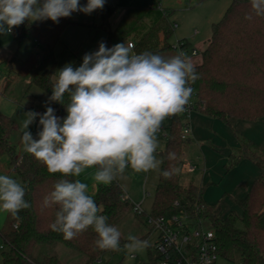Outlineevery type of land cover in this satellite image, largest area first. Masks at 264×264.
Returning <instances> with one entry per match:
<instances>
[{
  "label": "trees",
  "instance_id": "1",
  "mask_svg": "<svg viewBox=\"0 0 264 264\" xmlns=\"http://www.w3.org/2000/svg\"><path fill=\"white\" fill-rule=\"evenodd\" d=\"M116 11L117 8L106 0L102 10L93 12L100 17V28L105 29L111 42L130 41L135 53L150 51L166 58L179 53L170 41L175 23L170 19L172 12L169 9H163L159 4L128 7L116 26L112 27L110 19ZM250 14L252 19H245ZM73 15L76 14L61 18L58 24L51 20L36 23L26 21L13 28L16 39L29 37L36 46V50L26 58L17 72L21 81H29L27 87L35 85L51 94L52 75L57 67L56 48L66 27L77 23L72 19ZM185 42L183 49L188 51L190 43ZM195 67L199 79L191 85L194 89L191 96L197 111L225 124L229 123L231 117L249 122L262 121L264 17L252 13L250 0H232L222 19L213 24L202 61ZM52 107L56 115H67L63 105L53 103ZM183 128L182 112L173 115L166 128L168 139L160 157L163 161L161 170L174 171L167 179L159 172L150 216L170 218L184 214L191 221H204L216 233L220 258L233 261L238 253L240 264H264V147L257 148L239 137L241 148L229 157L226 171H231L247 159L260 169L261 175L246 198L237 202L242 215L232 212L221 220L215 214V206L205 202L204 188L193 181H183V155L188 141L181 137ZM13 130L14 121L8 116H0V156L10 157V166L14 169L16 179L26 186L25 199L31 207L19 213L16 230L3 237L6 247L2 252L3 264H63L57 255L39 254L43 247L58 244L84 255L87 259L85 264L103 260L106 254L124 253L123 244L126 240L123 237L122 250H100L95 246L97 235L91 227L72 240H65L62 234L51 230L50 224L56 209H42L41 205L44 196L64 177L60 173L49 174L46 167L30 154L24 153L17 160L16 149L10 144ZM169 153H175V159L169 160ZM93 198L101 206V214L106 215L108 222L115 226L118 219L133 206L126 190L117 180L109 185L100 184ZM149 254L147 264H158L160 255L151 248Z\"/></svg>",
  "mask_w": 264,
  "mask_h": 264
},
{
  "label": "clouds",
  "instance_id": "2",
  "mask_svg": "<svg viewBox=\"0 0 264 264\" xmlns=\"http://www.w3.org/2000/svg\"><path fill=\"white\" fill-rule=\"evenodd\" d=\"M106 0H0V34L27 22L51 20L73 13L86 15L102 10ZM252 13L264 17V0H250ZM245 19H252L247 15ZM199 79L195 65L184 52L165 57L158 53L134 52V46L117 43L85 53L82 63H68L52 75L51 96L46 110H28L20 126L23 151L41 162L49 174L60 179L44 196L41 208H55L52 231L72 240L90 227L100 250L120 251L122 233L108 222L102 208L88 194V185L79 179L86 168L96 167L94 180L109 185L125 170H157L165 179L174 170H161L163 161L155 155L157 133L166 117L186 111ZM67 97V103H65ZM58 103L67 115L60 117L50 106ZM35 136L30 126L36 123ZM168 159H175L169 153ZM26 186L7 174H0V211L19 221L29 209ZM149 241L129 234L123 250L136 253Z\"/></svg>",
  "mask_w": 264,
  "mask_h": 264
},
{
  "label": "rangeland",
  "instance_id": "3",
  "mask_svg": "<svg viewBox=\"0 0 264 264\" xmlns=\"http://www.w3.org/2000/svg\"><path fill=\"white\" fill-rule=\"evenodd\" d=\"M129 1L133 2L135 0H118L116 2L117 4L114 5L117 11L110 19V25L112 27L116 26L121 10L124 7H129V4H127ZM139 2L141 4L136 5H156L161 2L164 8L172 12L170 19L176 24L177 28H175L170 41L172 44H177L179 40L190 42L189 54L186 57L190 58L194 65H197L201 63L202 53L208 46L213 24L222 19L232 0H140ZM72 19L77 23L66 27L62 35V43L59 44L56 49L58 59L56 71L68 63L73 64V66H79L82 63L83 55L96 51L101 41L105 42L108 47H112L119 43L115 41L110 42L105 29L100 28L101 20L98 15L93 13L86 15L83 13L80 15H73ZM197 33L198 35H196ZM126 43L129 44L131 42L127 41ZM33 47V40L29 37L18 40L12 31L7 34H0V89L5 87V92H3L4 96L0 95V116H8L14 121L16 127L12 133L11 142L15 144L17 153L23 151L20 126L25 119L24 112L34 107L36 108L34 111L43 113L46 110L45 102L48 100V97L51 96V94L39 89L35 85L30 86L29 92L24 95V97L23 95H19L20 85L23 88L25 87L18 77L17 71L22 62L33 52ZM194 49H196L198 53L197 56L191 55ZM26 92L27 91H25V93ZM17 95H19L18 99L23 97L22 101H18L19 104L14 103L10 98V96L15 97ZM50 106L52 107L53 103H51ZM171 117L172 116L166 117L160 128H167L171 123ZM37 125L38 121L30 126V130L34 136L38 130ZM167 134V130L162 134H159V132L156 134L158 140L157 148L159 151L155 153V155L158 159H161L160 150L164 149L165 143H167L168 138L165 137ZM191 145L188 140L185 148L186 155L198 162L202 159V154L198 150V146ZM9 170L11 171L12 169L9 168ZM95 171L96 167L86 168L80 176L77 177V179L88 185V194L92 197L96 195L98 186L100 185V183L96 182L93 178ZM0 174L11 176L7 171L2 173L1 169ZM198 174L199 172L196 174L198 177L196 176L194 179L184 176L183 181L187 183L194 180L195 183L200 184ZM158 175L159 171L157 170L137 173L129 167L125 170L123 177H118L116 179L129 194L131 203L141 202L145 198L143 205L145 211L144 215H137L132 206L130 210L118 219L117 227L121 231L122 237L126 240L127 236L131 234L140 239L149 241L150 246L136 253H129L126 250L124 253L117 255L106 254L103 257V264H147L149 262V251L150 248L152 251L154 250L153 246L157 241L158 234L152 230L151 225L147 222V217L151 214L152 204L158 185ZM11 177L14 178V176ZM16 180L18 181V179ZM145 193L149 195L146 196ZM218 217L221 220L225 219L223 218L224 214H219ZM15 224L16 220L12 218L10 214L0 211V264H3L2 252L6 248L3 237L16 230ZM203 227L205 230L212 229L206 222ZM39 254L57 255L63 264H85L87 261L84 255L61 244L43 247L40 249ZM218 264H240V255L238 253L235 254L233 261L220 258Z\"/></svg>",
  "mask_w": 264,
  "mask_h": 264
},
{
  "label": "crops",
  "instance_id": "4",
  "mask_svg": "<svg viewBox=\"0 0 264 264\" xmlns=\"http://www.w3.org/2000/svg\"><path fill=\"white\" fill-rule=\"evenodd\" d=\"M117 1L118 0H108V2L113 6L117 4ZM139 1H129V3L127 4H129V7L139 6L136 5L141 4ZM85 2L86 0H80V3ZM158 4L161 6V8L166 9L161 2H159ZM125 8L128 7H124L121 10L117 22L120 20ZM196 35H198V33ZM61 43L62 38L59 44ZM125 44L127 43L125 42ZM33 46L34 52L36 50L34 41ZM22 83L25 88L20 85L19 95H23L24 97V95L29 92L30 87H26L27 84H29V81H22ZM25 91L27 92L25 93ZM3 92H5V87H2V89H0L1 96H4ZM19 95L15 97L10 96V98L14 103L19 104L18 101H22L23 98L22 97L21 99H18ZM31 108L33 109V111L34 109H36L34 107ZM31 108H29V110ZM190 123L191 134L188 139L189 144L198 146V150L202 154V159L198 162L194 161V159L187 157L185 150L183 155V176H185L186 178L190 177L194 179L197 176V172H199L198 175L200 184L195 183L194 180L192 181L196 185L204 188V200L208 205L215 206V213L217 216L219 214H224L223 218H226L232 212H235L239 216H241L242 210L238 206L237 202L246 198L253 184L259 179L261 171L256 165H254L247 159L242 160L234 169L229 172L226 171L225 166L228 162L229 157L241 148L239 137L251 142L258 148L264 147V118L262 119V121L249 122L231 117L229 118V123L225 124L218 119L207 117L201 112L196 111L192 114ZM15 127L16 126L14 125V130ZM165 128L166 127L160 128V130L158 131L159 134H162L166 130ZM165 137H167V135H165ZM10 144L16 149L15 144L11 142V137ZM158 151L159 149L157 148L156 153ZM24 153V151L17 153L16 159L20 160ZM9 168L13 170V168L10 166V157L7 155L0 156V169L2 173H5L7 171V173H10L11 176H14V179H16L15 172L12 170L11 172ZM190 168H192V170H190ZM145 194L146 196L149 195H147V193ZM127 197L131 201L128 193ZM144 202L145 198L141 202H134L132 204L140 205L143 212H145L143 209Z\"/></svg>",
  "mask_w": 264,
  "mask_h": 264
},
{
  "label": "built area",
  "instance_id": "5",
  "mask_svg": "<svg viewBox=\"0 0 264 264\" xmlns=\"http://www.w3.org/2000/svg\"><path fill=\"white\" fill-rule=\"evenodd\" d=\"M75 14L83 13L76 12ZM175 28H177L176 24ZM185 43L184 40H179L177 44H174V48L179 52H184L187 56L189 49L188 51L183 49ZM129 44L133 45V43ZM191 55L197 56L198 53L194 49ZM196 111V103L191 96L186 111L182 112L184 128L181 137L184 141L189 139L191 134L190 118ZM133 210L138 215L144 214L140 205L133 204ZM147 222L151 225L152 230L158 234L157 241L153 246L155 252L160 255L158 264H218L220 255L216 233L214 229L205 230L204 221L194 222L186 215L179 214L170 218H153L149 215ZM17 227L18 225L15 224V228ZM103 263V260H99L92 264Z\"/></svg>",
  "mask_w": 264,
  "mask_h": 264
}]
</instances>
